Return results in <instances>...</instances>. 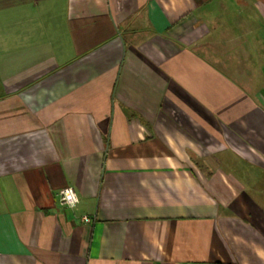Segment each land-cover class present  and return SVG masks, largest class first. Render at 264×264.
I'll return each mask as SVG.
<instances>
[{
    "label": "crops",
    "instance_id": "1",
    "mask_svg": "<svg viewBox=\"0 0 264 264\" xmlns=\"http://www.w3.org/2000/svg\"><path fill=\"white\" fill-rule=\"evenodd\" d=\"M0 264H264V0H0Z\"/></svg>",
    "mask_w": 264,
    "mask_h": 264
},
{
    "label": "built area",
    "instance_id": "2",
    "mask_svg": "<svg viewBox=\"0 0 264 264\" xmlns=\"http://www.w3.org/2000/svg\"><path fill=\"white\" fill-rule=\"evenodd\" d=\"M59 197H60L61 204L63 206L71 207V208L75 207L80 201L79 194L73 185H67L63 187L59 192ZM82 219L85 222L92 221L91 216L87 214L83 215Z\"/></svg>",
    "mask_w": 264,
    "mask_h": 264
}]
</instances>
